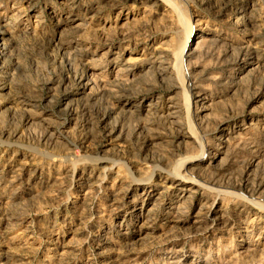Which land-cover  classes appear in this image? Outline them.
Instances as JSON below:
<instances>
[{
  "label": "rangeland",
  "instance_id": "374dc122",
  "mask_svg": "<svg viewBox=\"0 0 264 264\" xmlns=\"http://www.w3.org/2000/svg\"><path fill=\"white\" fill-rule=\"evenodd\" d=\"M2 46L0 264H264V0H0Z\"/></svg>",
  "mask_w": 264,
  "mask_h": 264
},
{
  "label": "bare ground",
  "instance_id": "6f19581e",
  "mask_svg": "<svg viewBox=\"0 0 264 264\" xmlns=\"http://www.w3.org/2000/svg\"><path fill=\"white\" fill-rule=\"evenodd\" d=\"M158 1H161V0H158ZM43 16V15H42ZM42 16L41 15H37L36 16V18H38V19H42ZM44 18V17H43ZM0 49L2 50V51H4L5 50V48L2 46V47H0ZM179 59L177 58V59H175V61H176V63H175V67H177L178 66V61ZM165 67H162L161 69H160V73H162V74H169L170 76H172V80H174L175 81V84L176 85H173L171 88L172 89H177L178 87H177V84H179V76H178V68L176 69L174 66H173V64L171 65L170 63H165ZM4 72V71H3ZM3 72H1L0 71V97L2 96V93L4 92V91H6L7 89H8V87H9V84H8V82H7V80H6V78L3 76V75H5V73H3ZM118 73H120V70H118L117 71ZM87 87H88V85H87V83L86 84H83L82 85V89H87ZM193 89V86L192 85H187V90H192ZM126 90V89H125ZM137 91V90H136ZM117 92V91H116ZM154 92V90L152 91V89H148V90H142V92L141 93H145V94H151V93H153ZM138 93V92H137ZM119 95V99H124V98H126V96L127 95H125L126 94V92H121V90H120V92L118 93ZM140 96V95H139ZM154 105L155 104H147V106L146 107H148L147 109H146V114L147 115H149L151 112H154L155 111V108H154ZM164 114H165V117H164V119L166 120V121H169V122H171V123H173V124H178V120L180 119V115H181V110H180V108H179V105H178V103H177V101L173 98H171V102H170V104L167 106V108H166V111H164ZM251 127V125L250 126H248V127H245L244 125L243 126H239V131L241 132L242 131V133H245V132H247V131H249V129H251L250 128ZM192 129V128H191ZM117 130V129H116ZM114 132H115V129H113L109 134H108V137L109 138H112V140L113 141H119V140H121V136H122V134H121V131L119 132V135L117 136V137H114ZM189 134H190V139H192L194 142H196L197 141V135L195 134V133H191V132H188ZM60 135H62V133H60ZM182 135H184L183 137L184 138H188L189 139V136H187V135H185V134H182ZM220 141V143L222 142V143H225V141L224 140H219ZM217 147V146H216ZM223 148V147H222ZM1 175H2V172L0 173ZM185 176H183V175H180V178H177L178 180H179V183H180V185H184V184H188L191 188H192V190L193 189H195V188H197V187H199L200 186V184H198V182H196L195 180H190V181H188V182H185V178H184ZM3 178V176H0V180ZM187 179V178H186ZM189 198V197H188ZM181 211H177V214L178 213H180ZM0 213H2V210H1V207H0ZM3 216H5L6 217V215H4L3 214ZM149 216V215H148ZM8 217V216H7ZM7 217H6V219H7ZM9 219L10 220H14V219H11V217H9ZM219 219V218H218Z\"/></svg>",
  "mask_w": 264,
  "mask_h": 264
}]
</instances>
